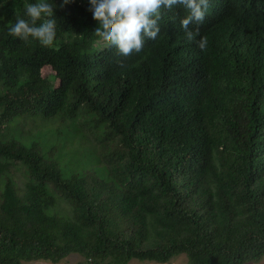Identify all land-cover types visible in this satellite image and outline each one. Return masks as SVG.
Returning a JSON list of instances; mask_svg holds the SVG:
<instances>
[{
	"label": "trees",
	"instance_id": "obj_1",
	"mask_svg": "<svg viewBox=\"0 0 264 264\" xmlns=\"http://www.w3.org/2000/svg\"><path fill=\"white\" fill-rule=\"evenodd\" d=\"M35 2L0 0V264L264 260V0H209L192 41L186 10H162L129 56L94 35L89 0H46L50 47L10 36ZM81 113L95 172L6 135L17 118Z\"/></svg>",
	"mask_w": 264,
	"mask_h": 264
},
{
	"label": "clouds",
	"instance_id": "obj_2",
	"mask_svg": "<svg viewBox=\"0 0 264 264\" xmlns=\"http://www.w3.org/2000/svg\"><path fill=\"white\" fill-rule=\"evenodd\" d=\"M71 0H63L64 7ZM89 11L98 23L94 35L110 47H115L122 56L143 50L145 39L156 40L160 33L159 21L162 10L182 6L187 15L181 27L189 41L199 35V28L190 30V25L202 24L209 7V0H89ZM25 18L17 17L8 34L24 42L37 41L43 47H50L56 38L57 21L53 4L37 0L25 5ZM197 46L203 51L207 37H201Z\"/></svg>",
	"mask_w": 264,
	"mask_h": 264
},
{
	"label": "rangeland",
	"instance_id": "obj_3",
	"mask_svg": "<svg viewBox=\"0 0 264 264\" xmlns=\"http://www.w3.org/2000/svg\"><path fill=\"white\" fill-rule=\"evenodd\" d=\"M52 73L50 68L43 69V76H48ZM87 122L89 116L81 113L80 116L74 120L58 116L54 119H44L42 116L27 119L21 117L15 119L8 124L6 135L10 138H15L23 144L31 145L38 143L41 146L42 152L48 156L63 159L66 168L70 173L77 169H90L95 172L97 165V150L94 139L90 137L89 125ZM86 127L84 128V126ZM97 153V154H96ZM86 157L89 161V166L84 161ZM80 160V164L77 162ZM97 170V169H96ZM100 175L101 173L98 172ZM18 182L24 181V178L16 173ZM59 210L62 214L70 213V206L65 202L60 203ZM83 258L79 255H71L58 264H81ZM26 264H52L50 262L38 261ZM129 264H158L155 262H139L132 261ZM169 264H187L185 256H179L172 260ZM256 264H264V260Z\"/></svg>",
	"mask_w": 264,
	"mask_h": 264
}]
</instances>
